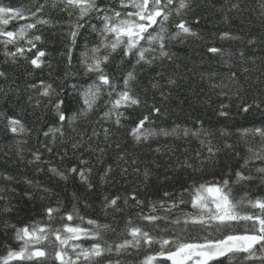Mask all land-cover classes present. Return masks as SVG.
<instances>
[{"label": "trees", "instance_id": "obj_1", "mask_svg": "<svg viewBox=\"0 0 264 264\" xmlns=\"http://www.w3.org/2000/svg\"><path fill=\"white\" fill-rule=\"evenodd\" d=\"M99 2L102 5L111 3L116 6V0ZM262 2L264 0H190V8L186 10L183 19L199 34V39L187 37L183 43L172 41L167 49L172 54L170 60L158 59L152 66L136 67L135 89L147 104L126 113L129 119L122 121L125 127H117L101 120L106 110L102 100L94 112L87 117L80 116L71 127L65 122L64 136L57 133L53 142L49 130L60 126L54 108L57 99L65 101L62 108L67 116H71L81 106L79 94L72 86H84L93 78L91 75H84L80 61L81 53L86 47L99 43V35L92 31L90 25L99 26L100 22L97 18H91L79 30L75 45L71 47L69 60L71 42L67 34L69 24L74 22L75 17L70 19L67 12L60 10L59 5L52 7L57 0H0V5L12 7L43 4V11L37 15L51 21L48 25H37L29 33L30 36L42 37V42H37V48L46 52L43 57L45 63L41 68H35L28 60L19 56L13 62L11 57L4 54L5 47L0 43V71L6 73V77H0V113L3 114L0 115V196L4 197L0 200V257L6 255L9 249L18 250L21 246L15 239L12 225L23 227L32 222H46L45 208L56 207L57 203L60 207L57 216L71 212L75 207L79 215L85 217L82 226L94 227L86 223L87 219H93L100 224L110 225L117 233H123L129 218L137 224L151 227L147 222L137 220L136 213H148L149 202H169L170 198L165 197L164 192L171 193V199L178 200L185 188L205 181L219 182L228 179L236 199L264 198V182L255 171L256 167L261 166L259 161L245 170V174L252 176V179L235 183V172L241 170L243 157L247 155L246 142L240 130L264 127ZM232 3H238L239 8L229 11ZM178 19L173 16L168 24L169 32L175 30L173 24ZM30 22H33V18L11 21L7 30H17ZM225 32L239 39L222 38L221 34ZM4 39L0 37V41ZM210 47L220 48L222 53H210ZM8 50L15 51V48L9 45ZM35 51L34 49L33 53H28L29 57ZM241 52L243 56L240 55ZM225 60L228 61L227 65ZM133 63L134 60L123 58L122 50H118L106 67L119 82L127 71L132 70ZM233 72L236 75L230 78V73ZM169 79L176 83L170 85ZM41 80L52 84L58 96L53 94L51 97H43L38 94L37 89L29 87L31 84H39ZM153 82L159 83L160 87L154 89ZM214 84L221 86L212 87ZM222 92L227 95H221ZM37 101L40 102L39 105ZM242 103L252 105L248 112L241 110ZM256 103L260 104L259 108L255 106ZM152 104L159 107L161 112L152 116L154 122L146 125L147 127L171 132L177 127L195 129L201 126L197 122H202L203 128L214 133V143L219 145L221 151L214 159H207V151L200 149L194 137L180 135H157L147 142L136 143L128 135V129L138 118L151 111L148 106ZM222 105L226 107L222 108ZM220 111H226L229 115L221 116ZM7 117L21 120L27 131L22 134L10 131ZM103 127L111 130L107 142L102 134ZM93 129L101 135L90 140ZM222 130H226L228 135L221 136ZM46 132H49L48 136H45ZM78 140L83 146L73 149L71 145ZM247 140L254 142L251 136ZM225 142L232 144L233 149L224 148ZM157 147L161 149L159 153L155 151ZM49 148L52 149L51 152L48 151ZM100 148L104 149L103 153L99 151ZM197 150H201L202 160L195 157ZM236 152L240 155L236 156ZM34 153L39 154V160L35 159ZM185 158L189 159L192 168L179 166ZM82 160L87 163L82 164ZM132 160H136L137 164H132ZM109 166L111 171L105 176ZM73 167L78 170L91 169L90 173H85L87 180H81L78 172L72 173L70 169ZM134 168H139V173L133 171ZM145 168L150 173L147 179L144 177ZM5 176H11L12 179L6 180ZM133 195L144 201V204L137 206L132 199ZM117 196L120 197V210L110 206L105 208V198L110 200ZM184 199L188 200L186 193ZM5 207L11 210L5 212ZM247 210L258 211L250 207ZM194 211L189 203L179 205L172 209L168 220L157 222L158 229L179 232V227L174 228L169 221ZM156 214L164 215L163 212ZM72 223L79 221L74 219ZM59 225L58 219L52 221L53 227ZM243 227L244 222H241L239 228ZM155 234L161 233L157 230ZM103 235L110 242L116 239L111 231H106ZM79 243L89 247L93 241L84 239ZM156 250L158 246H153L149 251ZM145 254L147 253L143 250L137 253L130 248L119 257L113 253L111 259H119L122 264H139ZM246 255L238 254L231 264H261L260 253H257L255 259L246 260ZM45 264L58 262L49 260ZM212 264H229V260L222 258Z\"/></svg>", "mask_w": 264, "mask_h": 264}, {"label": "snow or ice", "instance_id": "obj_2", "mask_svg": "<svg viewBox=\"0 0 264 264\" xmlns=\"http://www.w3.org/2000/svg\"><path fill=\"white\" fill-rule=\"evenodd\" d=\"M58 5L61 11L67 12L70 19L75 17L74 22L69 24L67 34L71 42L68 53L69 60H71V47L75 45L79 30L91 18H97L100 23L99 26L90 25L92 31L98 33L99 43L90 48L86 47L81 53L80 63L84 69V75H91L93 78L84 86H72L79 94L81 106L71 116H67L62 108L65 101L57 99L54 108L60 126L49 130L52 133L53 142L57 133L61 137L64 136L65 122L71 127L72 123L80 116L87 117L94 112L102 100L106 110L103 112L101 120L105 123L110 122L117 127H125L122 121L129 119L126 113L142 104H147L146 101H142L135 89L136 67L139 65L152 66L158 59L168 58L170 60L172 54L167 49L168 44L172 41L183 43L187 37L199 39V34L190 27L187 20L183 19L186 10L190 8V0H116L115 7L111 3L102 5L99 0H57V3H53L52 7L55 8ZM44 7L43 4L31 7L0 5V37L5 38L0 43H3L5 47L4 54L11 57L13 62H16V58L19 56L28 60L37 69L45 63L43 57L46 56V52L37 48V42H42V37L29 35L30 30L36 29L37 25L51 23L50 20L37 15L43 11ZM261 7L264 9V2L261 3ZM238 8V3H232L228 10ZM173 16L179 19L173 24L175 30L169 32L168 24ZM29 18H33V22L25 23L17 30H7L11 21L28 20ZM221 37L239 39V37H232L228 32L222 33ZM9 45L13 46L15 51H9ZM34 49L36 51L29 57L28 53H33ZM118 50H122L123 58L134 60L132 70L127 71L119 82L107 71L106 67L112 55ZM208 52L221 54L222 49L210 47ZM240 55L243 56V52ZM225 64H228L227 60H225ZM235 75L234 72L230 73V78H234ZM0 77H6V73L0 71ZM168 83L174 85L176 81L169 79ZM220 86L219 84L212 85V87ZM29 87L37 89L38 94L43 97H51L56 94L53 85L45 83L43 80L39 84L29 85ZM152 87L155 89L160 85L153 82ZM220 94L227 95L225 92ZM56 95L58 96V94ZM161 95L163 96V92ZM39 103L37 101V105ZM255 106L259 108L260 104L256 103ZM148 107L151 111L138 118L134 125L128 129V135L136 143L147 142L157 135H180L194 137L198 141L200 149L207 151V159H214L216 154L221 151L219 145L214 143V133L210 129L203 128L202 122H197L201 126L195 129L177 127L171 132L165 129L157 131L147 127L146 125L154 122L152 116L161 112V109L155 104ZM221 107L226 106L222 105ZM251 107V104H241L243 112H248ZM0 115L3 114L0 113ZM219 115L226 117L229 113L220 111ZM7 121L10 131L13 133L22 134L27 131L21 120L7 117ZM240 131L246 142L247 155L243 157L241 170L235 172V183L253 178L246 175L245 170L256 161H259L261 166L256 167L255 171L260 174V179L264 182V127ZM49 132H46L45 136H48ZM102 134L107 142L111 134L110 128L103 127ZM100 135V132L93 129L89 139L98 138ZM220 135L225 136L228 133L226 130H222ZM249 136L253 138L254 142L247 140ZM82 146L83 144L79 140L71 145L73 149H79ZM233 147L232 144L224 143L226 149H233ZM48 151L51 152L52 149L49 148ZM99 151L103 153L104 149L100 148ZM155 151L159 153L161 149L157 147ZM194 155L197 159L202 160L201 150L195 151ZM235 155L239 156L240 154L236 152ZM34 156L36 160L40 159L38 153H34ZM81 163L86 164L87 161L82 160ZM131 163L137 164V161L132 160ZM179 166L193 167L188 158H185ZM52 171L56 170L52 169ZM70 171L78 172L81 180L86 181L85 173H90L91 169L78 170L73 167ZM110 171L111 166L105 172V176ZM122 171H127V169H122ZM133 171L139 173L140 169L134 168ZM149 174V170L145 168V179ZM59 175L63 176L64 174L59 173ZM4 179L11 180L12 177L5 176ZM232 192L228 179L193 184L180 193L178 200L171 199L172 194L166 191L163 195L170 198L169 202L164 200L149 202L150 211L148 213L143 211L136 213L137 220L147 222V225L151 227L137 224L129 218L123 233H117L110 225L100 224L93 219H87L86 223L94 227L82 226L85 217L79 215L75 207L71 212L57 216L60 212L59 203H57L56 207L45 208L46 222H32L23 227L12 225L15 229V239L20 242L21 246L18 250L9 249L6 255L0 257V264L33 261L35 264H45L49 260L58 262V264H122L119 259H111V255L114 253L119 257L130 248L135 249L137 253L142 250L147 253L139 261V264H168V262L170 264H212V262L220 261L221 258H227L231 264V261L235 260L240 253L247 254L244 257L246 260L255 259L257 253H260L259 259L261 264H264V198L236 199ZM185 193L188 200L184 199ZM3 199L4 197L0 196V200ZM105 199V208L110 206L117 211L120 210L118 207L119 196L110 200ZM132 199L136 201L137 206L144 204V201L138 200L135 195L132 196ZM185 203H189L195 211L185 213L182 217L177 216L169 221L174 228L179 227V232L158 229V221L168 220L172 209ZM125 204H127V200H125ZM249 207L258 211H248ZM3 210L7 212L11 209L5 207ZM158 212H163L164 215L156 214ZM56 219L60 221V225L53 227L52 221ZM74 219L79 223H72ZM241 222H244L243 228H239ZM157 230L161 234H155ZM106 231L113 232L116 239L111 242L105 239L103 233ZM201 233L204 234L201 235ZM84 239L91 240L93 243L89 247H84L79 243ZM153 246H158V250L149 251Z\"/></svg>", "mask_w": 264, "mask_h": 264}]
</instances>
